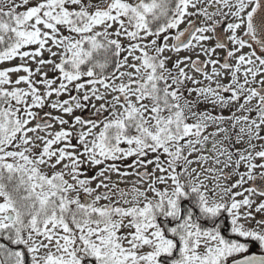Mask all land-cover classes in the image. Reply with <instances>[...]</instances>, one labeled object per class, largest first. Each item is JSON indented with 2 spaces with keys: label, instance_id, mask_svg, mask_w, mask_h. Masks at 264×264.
I'll use <instances>...</instances> for the list:
<instances>
[{
  "label": "snow or ice",
  "instance_id": "obj_1",
  "mask_svg": "<svg viewBox=\"0 0 264 264\" xmlns=\"http://www.w3.org/2000/svg\"><path fill=\"white\" fill-rule=\"evenodd\" d=\"M257 181L264 0H0V264H264Z\"/></svg>",
  "mask_w": 264,
  "mask_h": 264
},
{
  "label": "rangeland",
  "instance_id": "obj_2",
  "mask_svg": "<svg viewBox=\"0 0 264 264\" xmlns=\"http://www.w3.org/2000/svg\"><path fill=\"white\" fill-rule=\"evenodd\" d=\"M17 2H19V0H17ZM32 2L34 3L35 2V0H32ZM20 10H24L23 8H21ZM210 43H214V41L213 42H210ZM219 51V50H218ZM185 53H181V55H184ZM219 54H220V58L222 59L223 58V55H224V53L222 52V51H219ZM47 53H45V57H47ZM176 57L175 56H173V59H175ZM200 59L201 60H204L205 59V57L204 56H201L200 57ZM19 61H14L13 63H18ZM30 66L31 67H33V68H35L36 67V65L35 64H30ZM50 66H47V67H45V71H48L49 72V76L51 77V76H53V75H55V73H53V72H51L50 70ZM202 108L204 107L203 105L201 106ZM208 107L209 108H211V106L210 105H208ZM91 109H88V110H86L83 114L84 115H90L91 114ZM220 112V110L219 109H216L215 111H214V114H218ZM239 113H237V115H238ZM223 115H225V116H229V115H231V112H229L227 109H224L223 110ZM240 147H243V145H240ZM243 170V169H242ZM115 178V177H114ZM247 186V185H246Z\"/></svg>",
  "mask_w": 264,
  "mask_h": 264
},
{
  "label": "flooded vegetation",
  "instance_id": "obj_3",
  "mask_svg": "<svg viewBox=\"0 0 264 264\" xmlns=\"http://www.w3.org/2000/svg\"><path fill=\"white\" fill-rule=\"evenodd\" d=\"M181 27H184V25H182ZM219 51H222L223 52V50H219ZM224 53V52H223ZM250 184L252 183V182H249ZM261 183H264V182H260V184Z\"/></svg>",
  "mask_w": 264,
  "mask_h": 264
},
{
  "label": "water",
  "instance_id": "obj_4",
  "mask_svg": "<svg viewBox=\"0 0 264 264\" xmlns=\"http://www.w3.org/2000/svg\"><path fill=\"white\" fill-rule=\"evenodd\" d=\"M260 182H261V181H257L256 184H257V185H260Z\"/></svg>",
  "mask_w": 264,
  "mask_h": 264
}]
</instances>
